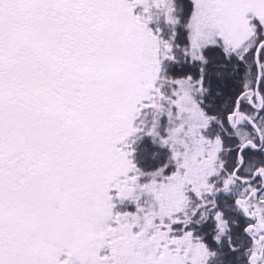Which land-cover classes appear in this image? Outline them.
<instances>
[{
	"label": "snow or ice",
	"instance_id": "6c2138e0",
	"mask_svg": "<svg viewBox=\"0 0 264 264\" xmlns=\"http://www.w3.org/2000/svg\"><path fill=\"white\" fill-rule=\"evenodd\" d=\"M0 264H264V0H0Z\"/></svg>",
	"mask_w": 264,
	"mask_h": 264
}]
</instances>
